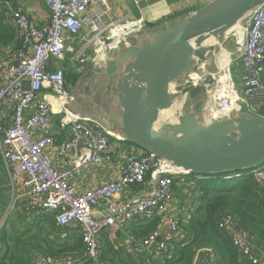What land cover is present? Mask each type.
<instances>
[{
	"label": "built area",
	"instance_id": "obj_1",
	"mask_svg": "<svg viewBox=\"0 0 264 264\" xmlns=\"http://www.w3.org/2000/svg\"><path fill=\"white\" fill-rule=\"evenodd\" d=\"M45 4L50 11V23L48 27L41 28L9 1L0 0V11L5 10L11 15L20 40L14 55L0 57V101L14 105L13 124L7 126L0 123L3 157L17 175L23 176L22 197L27 200L25 207L29 215H35L40 210L51 212L62 230L79 228L81 233L84 244L81 256H41L34 264H86L88 261L91 264H108L99 251L100 233L108 230L114 234L138 219L163 216L174 200L176 178L188 174L179 173L171 163L154 153L137 150L127 155L117 179L90 190L78 191L73 182L80 172L91 165L111 163L115 141L120 144L127 141L109 131L96 118L81 115L70 108L65 71L62 67L52 68L51 64L63 60L67 36L78 34L85 25L92 34L90 42L96 49L95 59L101 56L103 59L114 53L120 41H129L134 37L130 33L133 23L116 21L104 24L102 19L110 10L108 0H45ZM88 14L90 19L86 17ZM246 18L241 25L243 35L234 32L233 39L237 60L243 67V99L251 103V111L258 115V110L264 105V4ZM105 32L110 35L107 40ZM232 63L230 59L226 69L232 93L223 94L220 84L214 87L215 108L220 110L214 118H223L231 110H238V103L243 100L232 81ZM190 82L186 79L187 86L191 85ZM44 89L49 90L54 104L40 98ZM31 109L34 112L29 114ZM53 114L60 116V125L53 134H49ZM66 130L69 136L60 140L59 136ZM36 131H40L41 135L36 136ZM52 147L62 160V169L52 164L47 150ZM251 173L264 184V166ZM148 179V191L118 200L121 193L132 187L144 186ZM262 195L264 197V188ZM40 196L41 200L38 199ZM180 223L179 219L168 221V237L155 250L159 233L138 241L132 234L126 233L127 254L136 256L150 252L153 259H162L170 250L169 241L178 237ZM218 228L231 237L234 247L244 259L251 264H264V249L259 248L250 233L239 227L232 217H222ZM212 261V249L197 251L195 264H212Z\"/></svg>",
	"mask_w": 264,
	"mask_h": 264
},
{
	"label": "crops",
	"instance_id": "obj_2",
	"mask_svg": "<svg viewBox=\"0 0 264 264\" xmlns=\"http://www.w3.org/2000/svg\"><path fill=\"white\" fill-rule=\"evenodd\" d=\"M5 1H9L15 9L26 13L31 21L38 27H48L50 23V11L45 4V0ZM210 1L211 0H108L110 10H108L102 20L104 24L116 21H122L125 22V24L133 23L131 28L132 31H130V33H133L135 38L143 34L152 35L158 29L168 30L180 20L194 14ZM103 10H106V8L103 7ZM5 12L4 16L7 23L15 30L16 40L10 46L0 47V57L7 54L11 56L14 55L15 51L20 46L17 28L13 23L11 15ZM86 17L87 19H90L89 14ZM246 20L247 18L245 17L238 25L223 32L225 43L217 54L218 58L221 60H224L228 56L232 59L233 63L230 67V73L236 92L242 99L244 97L243 67L237 60L233 34L237 26L243 25ZM106 35L107 33L105 32L104 36L107 40L110 35ZM91 36L92 34L88 31L87 25H85L78 34L68 35L65 42L63 60L60 62L53 61L51 67H62L65 71L67 84L66 90L69 94L70 108L81 115L96 118L109 130L108 122H120L122 111L118 103L117 94H114V92H110L107 89L108 80L105 78L103 70L106 57H103L102 59L101 56L98 59H95L96 49L93 43L90 42ZM216 39V36H212L209 39L204 40L202 46L216 44ZM112 54L109 55V57H111ZM214 69H216V71L213 75L216 79L213 84V89L210 91L202 82L204 85L203 90L206 94V100H208L205 103L203 112H201L202 114L197 116L200 121H202V118L207 114L215 117V115L212 114V111L216 110L215 106L217 104V101L213 100V98H215L216 90L214 87H216L215 84H221V77L226 75V69L228 68H222L221 70L216 60ZM232 69H236L235 74ZM205 74H207L206 70L204 71V75ZM262 82L264 86V74ZM192 92L193 90L191 93ZM40 98L47 99L54 104V100L48 89L42 91ZM190 101L192 100L190 99ZM192 104L193 102L188 104L187 112L192 111L197 115L196 107L198 103H194V105ZM206 107L208 109H206ZM237 109L264 118V105L258 110V115H255L251 111V103L244 99L238 103ZM13 112L14 105L11 102L0 101V123L11 126L13 124ZM32 112H34V109H31L29 114ZM59 125L60 116L58 114H53L52 128L48 133L53 134L55 128ZM35 135L40 136L41 132L36 131ZM68 136L69 131L66 130L61 136H59V139L64 140ZM1 141L2 137L0 135V209L1 211L6 210L3 216L0 211V219L2 218L0 221L1 230L7 228L11 233L13 230L16 234H12L17 237L22 235L20 238V240L22 239V247L25 250L32 252L33 259L35 258L34 261L39 257L44 256L42 253H45L43 250L47 246H69L73 245L75 240L82 239L79 228L62 230L57 225L55 218L54 221L51 220V218L55 217L51 212L40 210L35 215L28 214L25 207L27 200L22 197L21 183L23 176L17 175L13 167L4 160L3 145ZM115 143V154L111 163L91 165L80 172L73 182L78 191L90 190L100 184L117 179L125 165L127 155L131 152H136L137 150L144 152V150L132 143L126 142L128 143L127 145H125L126 143L120 144L117 141H115ZM47 150L53 166L57 169H62V160L59 159L56 149L52 147ZM187 186L188 184H186V187ZM149 189L150 179L147 180V183L144 186L132 187L124 191L118 196V200L123 201L133 194L140 191H148ZM174 190V200L170 204L168 211L163 216L156 217L160 221V229H157V233H159V237H162L163 239L168 237V221L171 219H179L181 223H187L198 202L197 196L191 193L189 188H184V190L180 191H177L175 188ZM38 199L41 200L42 196L38 197ZM156 218L138 219L134 222L128 223L124 230L118 231L114 234L108 230L102 231L98 237L100 253L104 255L107 252L108 259L112 264H160V262L153 259L152 253L150 252L136 256L128 255L126 252V233L133 234V232L142 230L151 222V220ZM24 235L26 236L23 237ZM11 243L12 242H10V244ZM158 245L159 243H156L153 249H157ZM58 258L65 257L60 256Z\"/></svg>",
	"mask_w": 264,
	"mask_h": 264
},
{
	"label": "water",
	"instance_id": "obj_3",
	"mask_svg": "<svg viewBox=\"0 0 264 264\" xmlns=\"http://www.w3.org/2000/svg\"><path fill=\"white\" fill-rule=\"evenodd\" d=\"M262 4L264 0H211L168 30L120 41L103 65L107 89L117 94L122 111L120 122H108L109 130L182 174L218 175L264 166V118L233 109L223 118L206 115L200 121L194 112L175 106L194 89L186 79L205 70L200 81L213 89L223 32ZM212 36L217 43L202 46ZM172 110L175 120L159 124L161 115Z\"/></svg>",
	"mask_w": 264,
	"mask_h": 264
},
{
	"label": "trees",
	"instance_id": "obj_4",
	"mask_svg": "<svg viewBox=\"0 0 264 264\" xmlns=\"http://www.w3.org/2000/svg\"><path fill=\"white\" fill-rule=\"evenodd\" d=\"M4 12L0 11V47L10 46L16 40L15 30L7 23ZM251 171L202 176L189 174L176 178V190L189 188L198 202L188 222L180 223L179 235L169 241L170 250L160 264H195L197 251L206 248L213 251L212 264H251L239 254L231 237L218 228L222 217H232L239 227L250 233L255 244L264 249V184ZM159 222L157 218L151 220L132 236L137 241L148 238L160 229ZM12 233L16 234L13 230ZM12 233L7 228L1 230L0 264H34L32 252L22 247V235L17 237ZM83 245L82 239H77L69 246H47L42 254L53 258H75L83 254ZM101 258L111 263L107 252L101 254Z\"/></svg>",
	"mask_w": 264,
	"mask_h": 264
},
{
	"label": "bare ground",
	"instance_id": "obj_5",
	"mask_svg": "<svg viewBox=\"0 0 264 264\" xmlns=\"http://www.w3.org/2000/svg\"><path fill=\"white\" fill-rule=\"evenodd\" d=\"M235 32L236 33H240L241 35H243V29L241 28V25L237 26V28L235 29ZM217 40V39H216ZM230 62V56H228L227 58H225L224 60H221L218 58L217 56V63H218V66L223 69L227 68L228 67V64ZM204 78V75H200L198 74L196 76V78L194 79V82H198L200 79H203ZM221 92L224 94V93H227V92H231L232 93V86H231V82H230V77L229 75H223L221 77V84L219 86ZM184 101H185V98L180 100L178 103H176V107L181 109V107L183 106L184 104ZM230 105V103H229ZM220 111V110H219ZM219 111L217 110H213L212 111V114H214L215 116L217 115V113H219ZM171 111H168V112H164L162 115H161V120L159 121V123H166V122H170V121H173L172 117H171ZM166 116V117H165ZM239 177V176H238Z\"/></svg>",
	"mask_w": 264,
	"mask_h": 264
},
{
	"label": "rangeland",
	"instance_id": "obj_6",
	"mask_svg": "<svg viewBox=\"0 0 264 264\" xmlns=\"http://www.w3.org/2000/svg\"><path fill=\"white\" fill-rule=\"evenodd\" d=\"M232 70H233V73L235 74L236 73V69H232ZM215 71H216V69H215ZM193 80H194V78H193ZM193 80L190 82V84L194 86L193 92L192 93L190 92L191 94L189 93V95L185 99L184 104L182 106V111L183 112H187L189 103L191 104L193 102L192 105H194V103L195 104L198 103V105L196 107V110H197L196 111V114H197L196 116H200L202 114L201 112H203L205 103L207 102L208 99L206 100V94H205V91L203 90V86L204 85L202 84V82H194ZM114 94H116V93L114 92ZM114 94H112V95H114ZM190 99L192 101H190ZM213 100H215V98H213ZM171 114H172L171 115L172 119L175 120L174 110L171 111ZM128 143H130V142H128ZM128 143H126L125 145H127ZM0 211H1V209H0ZM5 211L6 210H2L1 211V215L2 216L4 215ZM1 220H2V218L0 219V221ZM11 245H12V243H11ZM154 260L157 261V262H160L162 259H155L154 258Z\"/></svg>",
	"mask_w": 264,
	"mask_h": 264
}]
</instances>
